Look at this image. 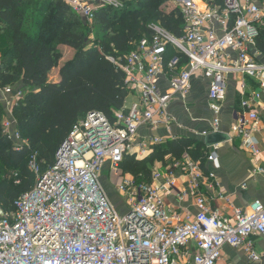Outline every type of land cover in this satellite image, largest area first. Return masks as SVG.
Here are the masks:
<instances>
[{"label":"built area","instance_id":"1","mask_svg":"<svg viewBox=\"0 0 264 264\" xmlns=\"http://www.w3.org/2000/svg\"><path fill=\"white\" fill-rule=\"evenodd\" d=\"M63 1L90 27L99 9L124 7L117 0ZM173 2L184 23L180 39L152 24L153 36L140 40L125 62L109 58L125 73L126 86L137 102L123 107L113 120L90 113L75 125L45 173L37 152L30 155L34 188L15 201L13 211L0 204V264H219L226 246L243 249L253 262L260 260L255 239L264 235V206L255 202L251 213L233 207L229 198L216 193V176L205 173L187 154L170 163L166 172L155 170L150 184L138 185L120 172L125 155L141 160L151 154V147L166 143L158 133L174 122L169 105L177 96L185 98L196 76L210 81L209 107L216 116L204 136L220 132L228 77H242L243 89L247 79L257 83L253 99L242 103L245 112L236 120L229 141L240 139L242 150L255 157L261 154L255 138L261 121L251 101L264 99V62L257 50L264 40V1L223 0L213 7L199 0ZM169 47L175 54L166 59ZM160 76L167 78L169 94L160 91ZM1 92L7 112L3 133L21 150L28 142L21 137L13 109L26 93L14 87ZM141 127L153 134L149 141H139ZM208 160L216 163L215 153ZM106 166L119 174L117 189L128 207L125 217L100 185ZM177 172L187 179L183 193L177 188ZM255 173L264 175V168L257 167ZM202 187L224 199L233 215L212 211ZM173 191L181 198L195 197L194 218L182 219L166 207L165 197Z\"/></svg>","mask_w":264,"mask_h":264},{"label":"trees","instance_id":"2","mask_svg":"<svg viewBox=\"0 0 264 264\" xmlns=\"http://www.w3.org/2000/svg\"><path fill=\"white\" fill-rule=\"evenodd\" d=\"M168 1L131 0L120 10L99 9L93 27L99 29L102 38L90 43L92 27L63 0H0V25L5 30L4 34L0 29V90L15 88L18 83L27 89L25 98L13 109L21 137L28 142L21 150L3 133L7 112L0 101V204L5 210L13 211L15 201L35 186V175L28 167L32 152H37L45 173L75 125L93 112L113 120L124 107L131 90L126 86L125 73L109 58L125 62L140 40L153 36L145 13L154 15L153 24L174 37L183 36L179 9H161ZM217 1L223 4V0ZM29 4L30 16H25L22 9ZM61 46L73 49L75 55L59 68L58 82H52L49 74L59 67ZM174 54L169 47L166 59ZM183 61L185 65L186 59ZM185 154L207 173L210 149L189 138L155 145L143 160L127 154L119 169L138 185L150 184L157 165L167 168Z\"/></svg>","mask_w":264,"mask_h":264},{"label":"crops","instance_id":"3","mask_svg":"<svg viewBox=\"0 0 264 264\" xmlns=\"http://www.w3.org/2000/svg\"><path fill=\"white\" fill-rule=\"evenodd\" d=\"M258 52L260 53V61L264 62V40L260 39L258 43ZM54 75H49V80L58 82L59 69ZM245 88H242V77L230 76L227 80L228 91L227 98L222 106L220 114V132L227 135L232 134V128L236 124V120L245 112L242 103L244 100H252L253 94L258 91V85L253 80L245 81ZM160 91L169 94L170 86L167 78L160 76L159 78ZM210 81L200 76H196L192 80V88L185 96L181 98L177 96L170 103L168 108L169 115L173 118V123L169 129H162L158 135L166 140V143L178 138H189L204 143V132L211 129V123L216 118L209 107L208 93ZM6 99V96L0 90V101ZM137 102V98L130 94L124 107L129 108L133 103ZM252 109L258 112L260 123L255 138L259 143L261 154L257 157L240 148V139H234L215 148H209L210 152L215 153L217 162L205 164V171L213 173L216 176L218 187L216 193L222 197H227L231 200L233 207L242 209L251 213L255 202H260L264 206V175L255 173L257 167L264 168V99L260 102L251 101ZM223 112V113H222ZM153 134L146 128L141 127L138 132L140 140L149 141ZM165 143V144H166ZM150 155V154H149ZM146 156L145 158H147ZM144 158V159H145ZM143 160V159H141ZM105 170L106 174H103ZM102 171L101 179L109 182L112 188V197L119 184V176H115L106 166ZM107 170V171H106ZM156 170L166 172V168H161L157 165ZM129 176V175H126ZM131 177V176H129ZM177 188L179 192L188 190L187 179L177 172ZM107 185V186H109ZM106 186V187H107ZM115 188V189H114ZM178 191H173L165 197L166 207L174 211L182 219L187 217L194 218L198 213L196 200L194 196L188 195L181 198ZM201 192L206 197L208 205L212 211H219L226 217L233 215V209L224 199L212 197V194L205 188H201ZM111 200L112 198L109 197ZM117 203V200H114ZM255 251L260 257L259 261H251L243 249H236L231 246H226L222 252V260L219 264H264V235L255 239Z\"/></svg>","mask_w":264,"mask_h":264},{"label":"rangeland","instance_id":"4","mask_svg":"<svg viewBox=\"0 0 264 264\" xmlns=\"http://www.w3.org/2000/svg\"><path fill=\"white\" fill-rule=\"evenodd\" d=\"M117 1L121 2L124 7H125V5H127L126 3L128 1L131 2V0H117ZM199 1L202 2V3L208 4V5H211L212 7L213 6H218V5H220L222 3V1L220 2V1H217V0H199ZM165 4L161 7V9H163V11L170 12V11L175 9V5H174L173 0H169ZM135 6L136 5L133 4V8H135ZM28 9H32L31 4L27 5L26 7H23L22 12L24 13L25 16L27 14L30 16V12L27 11ZM143 17H145V19H147L148 25L151 26L153 24V21H152L153 19L152 18H154V15L145 13V15ZM82 20L84 22H86L83 18H82ZM3 28H4L3 25H0L1 31L4 32V34H5V30ZM92 30H93V34L91 35V37L88 38V40H89L90 43H95L96 41H98L99 38H102V35L100 34L99 29H97L96 27H92ZM4 34L2 33V36H4ZM58 51L61 54V58H60V61H59V67L55 69V72H57V69H59L61 66H63L66 62L71 61L73 59L74 55H75L74 50L69 48V47H66V46L58 47ZM52 71H54V70H52ZM52 71L50 72L51 76L54 75V72L52 73ZM15 88H16V90H22V91L25 90L27 92V89L24 88L22 83H18L17 87H15ZM103 174H106L105 170H104ZM118 175H115V176L118 177ZM104 179H105V181H107L106 178H104ZM105 181L103 179H100V185L102 186L103 191L107 195V197L110 200L112 206L117 211V213L120 215V217H125L127 215V212H128V207L126 205L127 203L125 202L124 198L121 196V194L119 193L117 188H116L117 192H114V197H112V191L113 190H112L111 186L109 185L110 183L109 182H105ZM119 182H120V179H119ZM107 185H109V186H107ZM109 197H111L112 200ZM114 200H117L118 202L115 203Z\"/></svg>","mask_w":264,"mask_h":264},{"label":"water","instance_id":"5","mask_svg":"<svg viewBox=\"0 0 264 264\" xmlns=\"http://www.w3.org/2000/svg\"><path fill=\"white\" fill-rule=\"evenodd\" d=\"M230 140L229 135L218 132L208 135L205 138L204 144L207 148H213Z\"/></svg>","mask_w":264,"mask_h":264}]
</instances>
